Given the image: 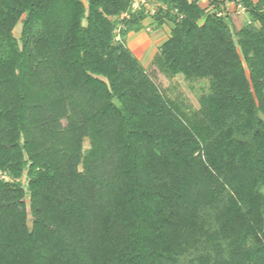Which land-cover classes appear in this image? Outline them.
Segmentation results:
<instances>
[{
  "label": "trees",
  "instance_id": "trees-1",
  "mask_svg": "<svg viewBox=\"0 0 264 264\" xmlns=\"http://www.w3.org/2000/svg\"><path fill=\"white\" fill-rule=\"evenodd\" d=\"M155 1L158 68L133 0H0V264H264V0Z\"/></svg>",
  "mask_w": 264,
  "mask_h": 264
},
{
  "label": "rangeland",
  "instance_id": "rangeland-1",
  "mask_svg": "<svg viewBox=\"0 0 264 264\" xmlns=\"http://www.w3.org/2000/svg\"><path fill=\"white\" fill-rule=\"evenodd\" d=\"M87 4L88 0H83ZM201 6L208 10H211L214 6H209V1L199 0ZM165 5L156 2L155 0H149L145 5L147 10L152 12L148 14L144 21L145 27L140 33L130 34L127 38V45L144 64L145 67L158 68L159 61H157L160 46L165 42L171 33L172 25L169 22H164L162 27L155 26L154 14L158 11V8ZM157 14V13H156ZM224 14L227 15V21L229 22L234 32L238 31L245 23H248L250 16L248 11L239 3L227 2ZM22 23L19 22L14 30V35L20 37ZM150 28V30L146 29ZM118 34V30L116 32ZM116 40L119 41L120 37L117 35ZM133 46L135 47L134 49ZM144 54V56H142ZM145 56L147 61L144 60ZM157 56V57H156ZM160 75L157 79L159 84L163 87L165 92L174 99H184L187 105H192L194 108L199 106V95L206 91L209 82L208 80H189L182 75L172 76L167 73L159 72ZM90 146L89 139L84 140V148L87 149ZM4 174L0 173V178ZM22 183L27 190V201L29 200L28 193V177L26 174L22 178ZM29 226H32V216L29 212Z\"/></svg>",
  "mask_w": 264,
  "mask_h": 264
},
{
  "label": "built area",
  "instance_id": "built-area-1",
  "mask_svg": "<svg viewBox=\"0 0 264 264\" xmlns=\"http://www.w3.org/2000/svg\"><path fill=\"white\" fill-rule=\"evenodd\" d=\"M148 1L149 0H133L132 9L133 10L139 9V8H141V6L147 5L148 4ZM147 12H148V14H150V13L152 14V12H150L149 10H147ZM125 16H129L127 12L126 13H123L121 15V17H125ZM146 29L150 30L149 27L148 28L146 27Z\"/></svg>",
  "mask_w": 264,
  "mask_h": 264
},
{
  "label": "crops",
  "instance_id": "crops-1",
  "mask_svg": "<svg viewBox=\"0 0 264 264\" xmlns=\"http://www.w3.org/2000/svg\"><path fill=\"white\" fill-rule=\"evenodd\" d=\"M141 31H142V30H141ZM141 31H140V32H141ZM140 32H131V33H129V35H130V34H132V33H133V34H135V33H137V34H138V33H140ZM127 38H128V37H127ZM163 43H164V42H163ZM134 48H135V47L133 46V48H132V49H134ZM142 56H144V54H143ZM144 60H146V61H147V58H146V56H145V59H144ZM143 65H144V64H143Z\"/></svg>",
  "mask_w": 264,
  "mask_h": 264
}]
</instances>
